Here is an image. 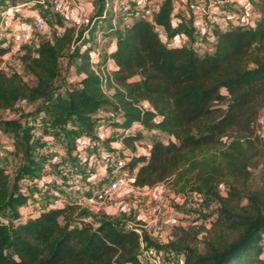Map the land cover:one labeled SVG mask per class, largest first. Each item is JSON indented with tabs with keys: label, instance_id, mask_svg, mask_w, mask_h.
I'll return each mask as SVG.
<instances>
[{
	"label": "trees",
	"instance_id": "1",
	"mask_svg": "<svg viewBox=\"0 0 264 264\" xmlns=\"http://www.w3.org/2000/svg\"><path fill=\"white\" fill-rule=\"evenodd\" d=\"M251 2L259 14L255 25H213L209 33L214 42L204 53L194 45L171 43L179 35L193 34L184 21L173 24V0L163 1L153 21L120 22L112 30L115 49L102 55L105 62L111 59L117 66L107 83L112 96L104 93L90 63L94 33L103 22V0L80 30L79 40L74 28L65 27L62 34L55 32L20 57L24 71L34 79L33 86L19 74L3 70L2 57L9 49L0 44V128L12 136L11 153L22 160L13 178L9 168L0 165V215H16L32 198L21 185L32 169L31 147L21 133V121L2 116L22 99L39 101V111L59 129L76 120L89 134L103 123L123 131L137 123L159 132L163 138L152 143L148 155L134 156L127 164L138 187L151 188L181 177L186 166L196 171L191 192L219 204L212 223L215 238L205 253L190 245L171 244L185 254L183 264H264V193L249 192L247 205L235 188L224 197L219 187L226 168L215 159H195L220 145L230 130L244 137L253 135L264 108V0ZM65 53L81 79L63 95L53 91V83ZM140 139L137 130L112 136L109 141H121L136 153ZM233 148L241 149L238 142ZM229 157L230 175L247 179L249 161L242 162L230 153ZM79 209L68 204L40 210L25 221L0 220V264H145L134 229L121 228L107 218L97 225L86 223V214ZM227 235L234 238L229 240Z\"/></svg>",
	"mask_w": 264,
	"mask_h": 264
},
{
	"label": "rangeland",
	"instance_id": "2",
	"mask_svg": "<svg viewBox=\"0 0 264 264\" xmlns=\"http://www.w3.org/2000/svg\"><path fill=\"white\" fill-rule=\"evenodd\" d=\"M9 2L10 0H0V11L7 8L4 4ZM90 4V8L83 6V11L81 13V6L77 0L78 8L74 5H68L63 15L58 14L55 11L53 4H49L47 9L35 4V6H32L33 8H31L35 11L36 16L45 21L46 30L42 33L36 32L31 24V19H25L24 23L31 26V37L37 41L50 39L57 29L62 27L74 28L76 30L75 36H78L77 39L79 40L80 30L88 24L90 16L99 6L102 5L101 0H91ZM9 20L12 21V19ZM13 22L14 20L10 22V25ZM120 22L123 23L122 20L116 19V22L113 23V19L109 18L106 21L99 23L91 44V47L93 48L92 50H98L103 56H105L103 53L104 49L109 47L112 42V30L117 27ZM78 44H80V42H78ZM34 48V46L30 45L27 46L24 51L25 53L32 52ZM6 63L7 64H3L2 59L1 65L7 74H19L30 86L35 84L32 76L24 71L20 62V57L14 55L11 59H8ZM76 84L77 79H75V67L74 65L70 66L69 56L65 53L59 60V74L58 78L53 83V91L57 94L61 93L66 95L68 89ZM112 94L113 91H110L108 96H112ZM102 114L109 117V114ZM2 118L6 120H20L22 123L21 133L28 139L31 147L30 165L32 169L31 171L28 170L26 172L29 173L26 174V176L35 175L40 177L42 175L41 163L44 160L45 155L54 152L55 149L51 143L52 141H48L49 136L53 137L56 144H67L71 146L72 144H75L74 139L76 136H83L85 134L82 125L76 120L71 121L65 129L54 127L47 114L43 111H39V101L29 103L26 99H22L10 112L3 114ZM263 119L264 108L261 110L259 117V120ZM103 124L104 128L101 130H104L108 126L105 123ZM256 127L254 134L249 137L242 136L234 129L230 130L229 133L222 137V143L220 145L206 150L203 153H199L197 154V157H195L197 160L206 159L210 161L211 159H215L216 162L221 164V166H224L226 168L224 171L225 177L219 187L220 193L222 196L226 197L231 187L235 188L242 197L243 205L248 204L246 196L249 192L258 191L264 193V139ZM0 130L7 134L8 140H5L6 142H11L13 140L12 136L5 132L3 128H0ZM138 130L141 132V139L136 143L135 150L137 154L136 156H141L146 154L149 146L152 145L156 139L162 137V135L159 134V132L158 134H153L151 130L143 129L140 126L138 127ZM110 134L111 137L116 136L119 135V131L111 132ZM234 142L239 143L240 150L233 148ZM123 145L124 144L119 145L118 147L124 153L125 148ZM0 151H2L4 155L3 157H0V165L7 166L9 168L10 176L13 178L22 164V160L20 157H14L9 151H4L2 149H0ZM229 153L235 158L237 157L236 159L240 158L238 160L242 162L246 159L249 161L247 167L249 177L247 179L240 177L237 180L236 177L230 175V170L227 167L228 163H231ZM241 154H244V156ZM189 169L190 168L186 166L182 170L181 177L176 176L167 183H161L160 185L157 184L161 187L160 191H163L164 194H166L164 196L167 199V202L162 205L163 211L167 215L181 218L180 225L167 230L159 237H153L148 233L146 234L145 243L147 242L148 246L150 245L149 247L155 248L161 261H168L171 264H183L185 257L183 252L170 247L171 244H177L180 246L185 244L190 245L195 247L200 253H205L207 245L215 238L212 223L217 218V209L219 207L218 202L212 198L203 197L201 203H198L193 211L187 213L185 210L184 200L191 193L190 187L193 183V176L196 173L195 170L191 171ZM157 185L155 186L157 187ZM145 191L148 196L150 188H147ZM27 192L31 196H33V194H38V199L32 197L24 207L17 211L16 215L5 213L0 215V220L6 221L9 218H12L13 220H15L14 218H20L25 221L47 207L48 201L45 199V195L39 194L40 192L36 186L28 189ZM153 203L155 205H160L158 201H153ZM87 210L89 209H84L82 212L96 218V216L92 215V211ZM79 212L81 213V211ZM133 212L134 211L131 207V215L125 216L124 220L116 221L115 219H112L111 221L121 228H126L125 222L134 218L132 215ZM233 238V235H227V239L231 240Z\"/></svg>",
	"mask_w": 264,
	"mask_h": 264
},
{
	"label": "built area",
	"instance_id": "3",
	"mask_svg": "<svg viewBox=\"0 0 264 264\" xmlns=\"http://www.w3.org/2000/svg\"><path fill=\"white\" fill-rule=\"evenodd\" d=\"M163 1L140 0L138 3H133L129 0H103L101 18L103 21L113 19V23L116 19L124 23L141 19L153 21ZM234 3V0H173V7L174 12L184 7L194 13L199 19L196 25L197 34L201 32V34H208L212 27L213 10H225V8L234 6ZM8 4L10 5L7 8L0 11V44L6 46L9 49L8 53L14 56L16 54L15 42L8 37L6 32V23L11 17L12 10L21 6L31 8L35 4L47 9L49 4H53L55 11L63 15L68 5L77 7V0H10ZM32 25L38 33L46 30V23L42 18L33 20ZM158 32L160 37L164 38L163 32L161 30ZM90 63L93 71L102 81L104 93L108 95L110 91H113V89H107L111 74L109 67L111 60L108 59L105 62L102 54L94 49L90 52ZM144 106L146 107V104ZM109 117L114 118L115 116L109 114ZM101 125L96 126L90 134L85 132L83 139L79 140V145L72 153L51 152L48 155L45 153L41 163L42 175L40 177L25 176L21 184L22 191L28 193V189L36 186L39 194L45 195L48 201L45 209L63 208L68 204H75L81 212L84 209L92 211L95 208H103L109 202L118 200V196L125 194L129 198L133 211H142L144 214V216H136L125 222V229H134L139 235L140 259L145 264H171L168 261H161L154 247H147L145 235L148 233L153 237H159L167 230L180 225L181 218L167 215L161 204L155 205L153 201H150L145 191L147 188L136 186V178L130 173L127 164L137 154L127 148L123 153L119 147H114L113 142L109 141L112 131L107 130L112 127L107 126L101 130L104 128ZM138 125L134 123L127 131L118 129L119 134L137 131L140 126ZM256 128L264 139V119L258 120ZM151 132L158 134L155 130ZM119 143L122 144L121 141ZM3 156L0 152V157ZM202 198V195L191 192L184 200L187 213L193 211L197 204L201 203ZM98 217L95 219L86 214L83 221L97 225L100 222Z\"/></svg>",
	"mask_w": 264,
	"mask_h": 264
},
{
	"label": "crops",
	"instance_id": "4",
	"mask_svg": "<svg viewBox=\"0 0 264 264\" xmlns=\"http://www.w3.org/2000/svg\"><path fill=\"white\" fill-rule=\"evenodd\" d=\"M91 0H78V3L81 6V11H83V6H86L90 8ZM133 3H138L140 0H129ZM194 1V0H192ZM234 6L225 8V10H220V9H215L213 10V25H220L221 27L226 26L227 24H247L251 27H253L256 23V21L259 19V14L256 12L255 7L251 0H234ZM76 7V6H75ZM33 8V7H32ZM32 8H29L28 6H21L18 9L12 10L11 11V17L12 21L14 20L13 23L10 25V20L7 21L6 23V32L8 37L10 39H13V42H15V56L21 57L23 54H25V48L27 46H34L36 47L40 41H37L34 39L32 36V28L30 25H27L24 23L25 19H31L32 23L33 20L40 18L35 15V11L32 10ZM78 8V7H76ZM82 13V12H81ZM82 17V14H81ZM82 20V18H81ZM184 21L186 24L190 25L193 28V34L191 36L182 34L174 39L171 40V43L173 45H194L196 49H198L201 53H204L208 50L211 49L213 45V37L211 36L210 33L208 34H197L195 32L196 30V25L199 21L198 17L195 16L194 13L191 11L183 8H179L178 11L174 12V18H173V24H178L179 22ZM245 22V23H244ZM31 23V24H32ZM64 28H58L56 33L57 34H62L64 32ZM195 32V34H194ZM115 49V44L114 42H111L110 46L104 49V55L108 56L113 50ZM102 50V48H101ZM103 51V50H102ZM11 55L8 53V51L3 55V64H7V60L11 59ZM7 59V60H6ZM111 60V59H110ZM10 61V60H9ZM109 67L111 69V72L117 69L116 64L114 63L113 60H111V63H109ZM75 79H77V82L80 81L81 75H78L75 72ZM104 127V125H101ZM108 131L112 132H117L118 129L115 128H109L107 129ZM106 130V131H107ZM100 131V130H99ZM83 136H76L75 137V144L71 145L74 147H71L67 144H56V142L53 140V137L49 136L48 141H52V145L54 151L56 152H62V153H72L77 146L79 145V140L83 139ZM107 137V136H106ZM5 140H8L7 134L3 133L0 130V149L4 151H9L10 153L13 150V140L11 142H6ZM82 144V143H81ZM123 144V143H122ZM119 142H113L114 147H118L119 145H122ZM124 148H126L125 145H123ZM151 145L149 146L150 149ZM149 149L147 150V153L144 155H148ZM2 152V151H0ZM3 153V152H2ZM160 185V184H159ZM153 186L150 188L149 195L148 197L150 198V201H158L159 204L164 205L167 202V199L165 198L164 192L160 191L161 187ZM36 196V198H35ZM34 199H38L37 195L32 196ZM21 209V208H20ZM131 205L129 198L127 195L122 194L118 196V200L116 201H111L107 205L103 206V208H98V209H93L92 210V215L94 216H99L98 219L102 218H107L109 220H116V221H121L124 220L125 216L131 215L130 213ZM133 217H141L144 216L142 211H136L132 213ZM96 219V218H95Z\"/></svg>",
	"mask_w": 264,
	"mask_h": 264
}]
</instances>
